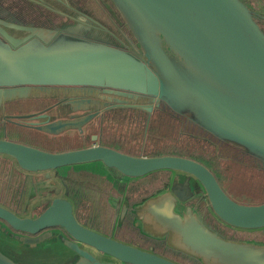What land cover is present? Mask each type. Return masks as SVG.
Segmentation results:
<instances>
[{
	"label": "water",
	"instance_id": "1",
	"mask_svg": "<svg viewBox=\"0 0 264 264\" xmlns=\"http://www.w3.org/2000/svg\"><path fill=\"white\" fill-rule=\"evenodd\" d=\"M109 1L133 37L132 52L113 46L106 30H93L87 23L66 24L63 32L30 28L31 35L53 41L33 40L23 47L15 33L0 27V36L11 43L0 40V105L55 90L86 97L70 102L72 111L85 115L36 124V129L57 135L69 129L82 132L84 124L109 106L95 98L117 103H127L120 97L149 99L157 109L163 106L171 116L264 168V16L253 8L257 5L250 0ZM92 139L85 147L50 151L0 138V157L11 160L26 177L43 174L47 179H24V204L43 192L55 196L36 217L0 203V264H181L153 247H140L77 219L67 184L60 195L52 172L62 175L64 168L90 162L128 178L171 172L163 187L133 206L127 199L115 204L120 219L129 211L130 223L142 234L165 240L200 264H264V243L222 236L188 200L201 193L220 221L241 229L264 227V201L234 200L214 172L192 157L133 155L95 143L96 135ZM55 226L64 231L46 229Z\"/></svg>",
	"mask_w": 264,
	"mask_h": 264
},
{
	"label": "flooded vegetation",
	"instance_id": "2",
	"mask_svg": "<svg viewBox=\"0 0 264 264\" xmlns=\"http://www.w3.org/2000/svg\"><path fill=\"white\" fill-rule=\"evenodd\" d=\"M108 3L111 5L109 0H0V27L4 28L10 34L15 33V39L20 38V44L21 47H23L25 44H28L33 40L45 44L53 41L52 38L48 42H45L37 34L31 35L30 28H59L58 32H63V27L66 24L87 23L93 30H96V28L101 29L102 31L106 30L107 35L115 43L112 44L113 46L132 52L131 46L133 43V37L126 26L119 22V15L117 11L113 9L112 12L107 5ZM93 20L98 21V23H95ZM129 39L131 42L129 41ZM0 40L4 43L11 44L1 36ZM87 40L96 41L90 38H87ZM52 93L53 94L51 95L32 96L4 102L2 105H0V128L5 129V126L3 125H16L25 129L33 130L38 133H43L45 135H53L36 129V124H41V122L45 121L50 122L56 119L71 118L74 115H85L84 111L81 110L72 111L70 109V102L86 97L71 96L69 94L58 92V90H55ZM102 95L105 96V94ZM120 98L126 100L127 103H117L113 100L108 101V99L105 97L95 98L100 102L107 101L109 106H105L102 110L99 111V114H97L86 124H84L82 126V132L78 131L77 129L69 130L76 131L81 138L85 140H91L93 143V135H96V139H100V137H98L99 132L95 131L97 125L96 122L98 121L100 126H107L106 122L113 121L114 123H119L121 126L128 129L136 130L137 133H139V131L141 130L140 126H142L145 136L149 129L150 123H152V126H154L155 124L159 125L160 120H162L161 122L163 123H167L165 118L157 119V122L154 123L155 119H153V116H166L175 119L179 131L185 135L186 139L189 142L193 140L196 142L194 143L196 145H212L215 147V149L227 150L232 154L234 153L233 151H235L231 147L219 146L220 143H218L217 140L212 136L207 135L203 131L199 130L195 126L185 122L180 118L177 119L176 117L171 116L169 113L162 109L163 106L159 107L160 109H157L155 107V103H150L149 99L137 98L134 100L132 98ZM22 100L27 101L28 104L25 105ZM150 104L153 105V108L151 111H148L146 107ZM119 115H121L122 117H118ZM143 116L145 117V121ZM103 121H105V123ZM203 137H208L210 140H204L202 139ZM0 138L7 137H5L4 135H0ZM96 139L94 141L95 143L114 148L107 143L101 142V139L98 141H96ZM91 144H87L81 147H85ZM31 145L40 147L37 144ZM119 151L125 152L126 150L119 149ZM235 153H237V150L235 151ZM194 159L199 160V158ZM201 162L204 163V161ZM105 170H107V174ZM99 171V173H96V177L102 180V183L106 182L110 186L106 190L104 189L105 191L102 190L99 186L101 185V181H86V179L92 178H89L86 175L82 177V173L78 174L76 172H73L67 174L66 176H63L58 173L56 174L52 172L54 175L52 177L55 178L58 184H60V195L64 193V182L67 184L68 190L70 192V199L72 198V193L76 185H91L92 187L97 185L96 188H98L99 186L97 190L99 192L98 198L100 197L101 201H103L101 205V210L103 212L100 214V217L102 218L103 216L105 220L107 217L108 220H102L103 225L106 226V230L101 229L102 232L115 234L118 238L143 248L153 247L154 251L181 264H200L198 260L173 250L166 244L165 240L150 238L147 235L142 234L134 224L130 223L131 219L133 221V216L132 214L129 215V211L125 218L120 219V211H116L115 209V204L118 202V199H121L120 205L123 204L124 199H127V205L133 206L135 202H138L140 201V199H142L140 197H137L138 195L148 192L155 187L156 189L163 187L164 183L168 181L169 176H171V172L167 171L166 175L156 178L151 181L149 185H145V187L143 186L142 188H140L138 191L142 192L136 196V191H131L129 187L130 184H137V180L141 177L137 179H131L129 181H124V177L122 175H120L119 173L118 174L120 176L115 175L112 173V170H109L104 166L100 167ZM91 175H93V173L88 174V176ZM24 179H30L32 183H36L39 180L43 182L47 180L43 174H34L33 178L32 176H30V178L26 177L25 173L20 170L15 164H13L11 160L0 157V203L10 208L11 210L16 211L20 215L36 217L46 208V206L55 196L53 193L45 194L44 192L39 195L36 194V197H34V199L36 198L38 201L36 205H33L32 203L34 199L30 200V204H32L33 206H31L30 204L25 205L24 201L18 200V195L16 199L13 198V195L21 193V190H17V193H15V189L18 187V182H23ZM155 181L158 182L157 186ZM153 192L151 191L150 194ZM227 194L231 198H233L228 192ZM43 196H47V198H43ZM233 199L238 201L236 198ZM188 202H192L193 204H195L200 209V211H197L198 214L204 219L208 227L221 234L222 236L240 240H252L256 243H264V227L260 229H241L223 223L214 215L211 208L208 206V203H206L205 197H201V193H198L191 197ZM242 203L247 202L243 201ZM76 208L77 204H75V211ZM75 211L74 213L76 215ZM103 213H105L106 216H104L105 214L103 215ZM77 219L79 220L78 217ZM86 225L90 226L89 224ZM46 229H60L61 231H64L60 226L48 227ZM117 229L118 232L116 234L115 232ZM257 230L263 231V233H261L258 237H255L254 231ZM124 236L127 237L128 240L122 238Z\"/></svg>",
	"mask_w": 264,
	"mask_h": 264
},
{
	"label": "rangeland",
	"instance_id": "3",
	"mask_svg": "<svg viewBox=\"0 0 264 264\" xmlns=\"http://www.w3.org/2000/svg\"><path fill=\"white\" fill-rule=\"evenodd\" d=\"M250 2L253 5L260 6L254 7ZM250 2L248 3L251 4L254 9L261 12L260 14L264 16V0H250ZM260 24L262 27H264V20ZM22 101L25 103V105L28 104L27 101ZM118 117L122 116L119 115ZM161 118H165L167 123L161 122L162 120H160L159 125L155 124L152 126V123H150L149 129L145 136L142 126H140L141 130L139 133H137L136 130L128 129L121 126L119 123H114L113 121L106 122L107 126H100L99 122L97 121L95 131L99 132L98 137H100L101 142L107 143L118 150H126L125 152L129 154L146 156L161 154H183L192 158H199L201 161L205 159L207 163L204 162V164H206L214 172L221 186H223L225 191L231 194L233 198H236L238 201H245L249 204L264 201V168L256 166L253 162L247 161L239 154L235 153V147H231L235 150L232 154L227 150L215 149V147L212 145H196L194 144L196 142L193 140L189 142L185 135L179 131L175 119L166 116H153V119H155L154 123L157 122V119ZM103 122L105 123V121ZM3 126H5V129L0 128L1 136L4 135L5 137L14 141L23 142L30 145L37 144L42 148H46V150L49 149L50 151L69 150L92 143L91 140H85L81 138L74 130L64 131L57 135H45L43 133H38L16 125ZM100 139L98 138L96 141ZM98 165L100 164H94L93 162L76 165V169L82 170L76 173H82V177L86 175L87 177L92 178L86 179V181H101V185H98L102 190H106L110 187L108 183H102V180L94 175L97 173V168L102 167L101 165ZM93 168H96L95 172L91 170ZM99 172L100 171H98V173ZM89 173L94 174L88 176ZM112 173L120 176L115 172V170H112ZM166 174L167 171H159L145 175L137 180V184H130L129 188L131 191H136L135 195L137 196L142 192L138 191L140 188L143 186L145 187V185H149L154 179ZM131 179L135 178L124 177V181H129ZM157 185L158 182H156V186ZM21 186L22 182H18V187L15 189V193H17V190L21 189ZM96 187L97 185L94 187L91 185H76L74 187L72 199L77 204L75 212L82 223L89 224L96 229L106 230V226H104L102 222V220L105 219L103 216L102 218L100 217V214L103 212L101 210L103 201H101L100 197L98 198L99 192L97 191L98 188ZM154 190H156V187L148 192L138 195L137 197L143 198ZM17 195L18 193L13 195V198L16 199ZM27 197L28 196L24 193L20 199L21 201H25ZM32 199H34V197ZM104 214L105 213H103V215ZM104 216H106V214ZM117 232L118 229L115 233L117 234ZM261 233H263V231H254V236L258 237ZM122 238L127 239L125 236Z\"/></svg>",
	"mask_w": 264,
	"mask_h": 264
},
{
	"label": "crops",
	"instance_id": "4",
	"mask_svg": "<svg viewBox=\"0 0 264 264\" xmlns=\"http://www.w3.org/2000/svg\"><path fill=\"white\" fill-rule=\"evenodd\" d=\"M94 164H97V163H94ZM98 166H100V165H98ZM77 167H74L73 169H68V168H64V169H62L60 172H61V174L63 175V176H66L67 174H70V173H73V172H80V171H82V170H78V169H76ZM92 171H96V168H93V169H91ZM100 170V167L99 168H97V173H98V171ZM106 171V170H105ZM87 172V171H86ZM94 174V173H93ZM96 174V173H95ZM94 174V175H95ZM106 174H107V171H106ZM59 186H60V184H59ZM21 194V193H20ZM20 194H18V200H20ZM38 201H36V200H34V201H32V203L34 204V205H36V203H37Z\"/></svg>",
	"mask_w": 264,
	"mask_h": 264
},
{
	"label": "trees",
	"instance_id": "5",
	"mask_svg": "<svg viewBox=\"0 0 264 264\" xmlns=\"http://www.w3.org/2000/svg\"><path fill=\"white\" fill-rule=\"evenodd\" d=\"M260 5H257V7H259ZM264 28V27H263ZM202 137V136H201ZM202 139L206 140V139H209L208 137H203ZM210 140V139H209ZM219 146H226V147H232V146H229V145H224V144H220ZM205 163H207L206 160H203Z\"/></svg>",
	"mask_w": 264,
	"mask_h": 264
}]
</instances>
